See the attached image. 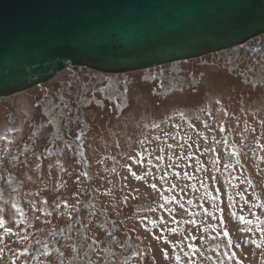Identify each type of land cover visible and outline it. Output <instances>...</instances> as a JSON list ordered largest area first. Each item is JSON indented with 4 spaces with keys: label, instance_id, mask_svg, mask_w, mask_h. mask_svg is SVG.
Listing matches in <instances>:
<instances>
[{
    "label": "rangeland",
    "instance_id": "374dc122",
    "mask_svg": "<svg viewBox=\"0 0 264 264\" xmlns=\"http://www.w3.org/2000/svg\"><path fill=\"white\" fill-rule=\"evenodd\" d=\"M245 52L237 46L105 75L118 87L86 112L84 167L70 150L45 151L54 134L47 121L21 162L7 161L16 175L0 185V219L12 229L0 228V264H176L175 255L191 253L188 244L198 250L189 264H218L233 251L242 264H264V245L251 243L264 240L256 218L264 221V208L252 207L264 203V57L256 62ZM35 91L0 97V163L32 133L29 117L53 115L42 101L48 110L40 111ZM114 102L119 108L110 112ZM82 189L98 201L81 203ZM223 230L241 247H226ZM104 244L110 259L98 257Z\"/></svg>",
    "mask_w": 264,
    "mask_h": 264
},
{
    "label": "water",
    "instance_id": "95a60500",
    "mask_svg": "<svg viewBox=\"0 0 264 264\" xmlns=\"http://www.w3.org/2000/svg\"><path fill=\"white\" fill-rule=\"evenodd\" d=\"M264 34V0H0V97L72 65L143 70Z\"/></svg>",
    "mask_w": 264,
    "mask_h": 264
},
{
    "label": "flooded vegetation",
    "instance_id": "af4514ba",
    "mask_svg": "<svg viewBox=\"0 0 264 264\" xmlns=\"http://www.w3.org/2000/svg\"><path fill=\"white\" fill-rule=\"evenodd\" d=\"M239 46H243L244 50H246L244 53L245 57L252 55L254 56L253 59L257 62L260 60L259 57H264V34L256 36ZM261 61L264 63V59ZM107 74L115 73H106L82 65H72L59 71L49 80L27 89L31 90L32 88L39 87L38 92L35 91L32 93V99H34V102L42 105V109H40L41 112L46 113L49 108L51 112H53V115L50 118L47 116V120H43L42 117H38L36 120L31 117L27 119L26 124H31L32 133L27 132L25 135H21L22 137L20 136L16 143L10 144L11 146L9 149L12 152L9 154L8 158L4 159L3 157L0 163V185L11 182L16 175V170L9 169L7 161L12 159L16 160V163H18V160L21 162L23 152L30 150L32 145L38 142L46 129L47 121L54 134L52 138L49 137L50 144L45 151H59V154H62L63 151L70 150L76 159L79 160L82 167L89 164L88 160H85L86 157L90 155L89 152H87L90 148H87L86 141L87 132L92 129V125L86 117V112H91L95 106H103L102 97L108 89H110L111 92L117 90V79L115 78V80L111 82L105 76ZM41 101L50 107L47 106V108ZM108 107L110 112L115 111V109L117 111L119 102H114V104L110 103ZM2 108L3 106H0V111ZM52 123H54V126ZM81 171L83 172L84 170L82 169ZM90 187L98 188L95 184H91ZM82 192L84 195H79L81 203H94L98 201L89 191H86V189H82ZM124 245V243H120L121 248H123ZM108 247L109 244L99 246L100 250L97 254L100 259L104 260L111 258L112 253L109 252H112L113 249L111 248L108 250L109 252H106L105 249Z\"/></svg>",
    "mask_w": 264,
    "mask_h": 264
},
{
    "label": "snow or ice",
    "instance_id": "6c2138e0",
    "mask_svg": "<svg viewBox=\"0 0 264 264\" xmlns=\"http://www.w3.org/2000/svg\"><path fill=\"white\" fill-rule=\"evenodd\" d=\"M154 127L158 128L159 125H154ZM205 127H208V125L205 124ZM221 131H224V129L221 128ZM165 135H167V133H165ZM156 139H159V137H157ZM173 139H175V137H173ZM167 147H168V149H172L173 148V144H168ZM179 147L183 148L184 146L183 145H179ZM189 147H191V146H189ZM161 151H164V150L161 149ZM157 159L158 160H162V159H164V157L158 156ZM168 159L171 160V156H169ZM149 163H151V161H149ZM197 163H199V161H197ZM169 166L171 167V165H169ZM129 170L131 171V169H129ZM131 175L133 177H135V179H137V180H142L143 179V177L139 176L134 171L131 172ZM177 175H180V173H177ZM184 175L187 176L188 174L184 173ZM161 179H163V177H161ZM172 187H176V185H173ZM152 188L155 189L156 185L153 184ZM228 199L231 200L232 198L229 197ZM189 203H191V201H189ZM245 203H247V200L245 201ZM181 207H183V206L181 205ZM252 207L264 208V203L253 204ZM233 215H235V213H233ZM253 215H255V214H253ZM256 218L259 221V223L262 225V227H260L259 231H260L261 235L264 236V221H261L259 216H257ZM239 221L242 224H244V225H247V224L251 223V221L246 219L243 215L239 216ZM189 222L190 223H194V221H189ZM153 224H155V221H153ZM0 228H3L5 233H8V234L12 233L11 227H6L3 219H0ZM238 230L239 231H245V232L251 231V229H248V228L238 229ZM170 231L175 232V229H170ZM222 235H223L224 238H226V247H235V248H240L241 247V244H239V243H236L235 245H233V241H232L230 232L228 230H223ZM192 238L196 239V237H192ZM0 239H2V238H0ZM165 243L167 244L168 241L165 240ZM251 243L255 244L259 248L262 245H264V240H261L259 243L256 240H252ZM175 247H176V245L173 244V248H175ZM185 247L188 248V249H191V253L185 252L183 257L181 255H179V254L175 255L174 259H175L176 264H182V261H183V264H189V260L191 259V256L195 255V254H198V250H197L195 244H188ZM0 251H2V250H0ZM20 254L21 255L26 254V250H25V252H21ZM162 255L164 256L165 259H169L170 258V252L167 251V250L163 251ZM222 255L226 258V261H233L234 264H242V261L237 258V253L235 251H233V252H225ZM226 261L225 260H218V264H226ZM13 264H15V262H13Z\"/></svg>",
    "mask_w": 264,
    "mask_h": 264
}]
</instances>
